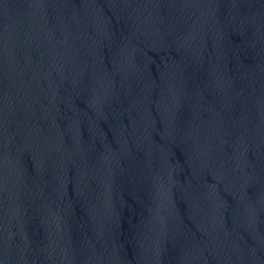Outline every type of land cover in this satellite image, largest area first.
Here are the masks:
<instances>
[{
  "label": "water",
  "instance_id": "1",
  "mask_svg": "<svg viewBox=\"0 0 264 264\" xmlns=\"http://www.w3.org/2000/svg\"><path fill=\"white\" fill-rule=\"evenodd\" d=\"M0 264H264V0H0Z\"/></svg>",
  "mask_w": 264,
  "mask_h": 264
}]
</instances>
